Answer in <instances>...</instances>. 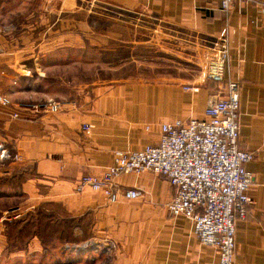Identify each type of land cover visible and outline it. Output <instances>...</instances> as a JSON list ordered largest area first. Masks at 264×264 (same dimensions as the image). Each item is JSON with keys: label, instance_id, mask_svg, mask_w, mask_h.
<instances>
[{"label": "crops", "instance_id": "1", "mask_svg": "<svg viewBox=\"0 0 264 264\" xmlns=\"http://www.w3.org/2000/svg\"><path fill=\"white\" fill-rule=\"evenodd\" d=\"M104 1L146 17L143 25L172 33L174 40L182 41L174 34L181 33L198 47L226 27L231 31L225 78L240 87L239 148L257 153L243 165L254 181L248 191L252 203L235 223V263L264 264V155L258 153L264 142V0H235L227 13L220 0ZM27 44L0 43V95L21 108L14 119L15 107L0 105V154H7L0 157V178L11 181L0 185V264H218L217 252L199 243L192 223L170 215L166 205L173 188L165 177L149 171L119 175L114 184L121 191L135 189L141 195L117 203L90 188L75 192L83 175L101 177L112 167L115 152L158 143L159 125L201 120L213 85L202 82L200 73L151 82L113 78L79 85L70 99H58L76 103L66 112H32L29 107L51 99L34 101L23 87L52 45ZM160 45L154 46L163 50ZM84 124L92 126L87 135ZM13 186L21 194L17 202L4 198ZM45 205L61 211L45 222L70 223L71 239L58 241L49 229V245L33 234L21 247H9V227L18 224V231L27 215Z\"/></svg>", "mask_w": 264, "mask_h": 264}, {"label": "built area", "instance_id": "2", "mask_svg": "<svg viewBox=\"0 0 264 264\" xmlns=\"http://www.w3.org/2000/svg\"><path fill=\"white\" fill-rule=\"evenodd\" d=\"M234 1L220 0L221 11L229 12ZM230 36L226 27L220 35L199 43L206 50L202 82L214 85L201 120L161 124L158 143L138 151H117L113 166L101 177L87 174L75 182L76 193L90 188L101 191L108 203H117L120 198L133 200L141 195L135 189L121 191L114 184L119 175L149 171L165 177L173 188L166 205L170 215L192 223L199 243L217 252L218 264H236L235 223L245 217L246 206L252 203L248 191L254 181V175L243 165L257 154L239 148L240 87L225 78ZM0 105L15 107L17 111L11 116L19 117L21 108L7 96L0 95ZM75 106L74 101L48 100L29 108L32 112L57 114ZM91 129L89 124L81 126L86 135ZM258 153L264 155V142ZM0 157H7L5 151Z\"/></svg>", "mask_w": 264, "mask_h": 264}, {"label": "rangeland", "instance_id": "3", "mask_svg": "<svg viewBox=\"0 0 264 264\" xmlns=\"http://www.w3.org/2000/svg\"><path fill=\"white\" fill-rule=\"evenodd\" d=\"M144 19L104 0H0V43L52 45L23 87L37 102L70 99L79 85L113 78L151 82L158 76L185 80L199 73L202 78L206 50L181 33L174 34L184 39L174 40L172 33L143 25ZM13 189L4 198L17 202L21 194Z\"/></svg>", "mask_w": 264, "mask_h": 264}, {"label": "trees", "instance_id": "4", "mask_svg": "<svg viewBox=\"0 0 264 264\" xmlns=\"http://www.w3.org/2000/svg\"><path fill=\"white\" fill-rule=\"evenodd\" d=\"M5 183H0V185ZM46 210H48L49 212H46ZM58 214H61V211L59 210V208L54 207L53 205L41 206L32 214L27 215V218L24 219V221H27V224L23 225L18 231H15V228L18 224L9 227V229L7 230L9 247H21L24 244L25 240L33 234H35L39 238L43 245H49L47 244L50 243L51 240L49 229L51 232H57L56 235L58 241H69L72 237V227L70 223H67L66 225L61 227L59 224L52 226L51 223L45 222L46 219H52Z\"/></svg>", "mask_w": 264, "mask_h": 264}]
</instances>
